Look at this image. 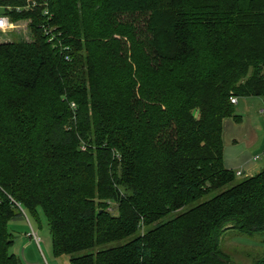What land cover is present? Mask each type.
<instances>
[{
	"label": "trees",
	"instance_id": "obj_1",
	"mask_svg": "<svg viewBox=\"0 0 264 264\" xmlns=\"http://www.w3.org/2000/svg\"><path fill=\"white\" fill-rule=\"evenodd\" d=\"M36 1L2 11L32 40L0 44V264L38 209L70 264H232L226 229L261 235L264 264V169L233 184L222 140L231 96L264 104V0Z\"/></svg>",
	"mask_w": 264,
	"mask_h": 264
},
{
	"label": "rangeland",
	"instance_id": "obj_2",
	"mask_svg": "<svg viewBox=\"0 0 264 264\" xmlns=\"http://www.w3.org/2000/svg\"><path fill=\"white\" fill-rule=\"evenodd\" d=\"M13 10V9H12ZM2 8H0V14L2 13ZM10 12V10H9ZM11 18V17H10ZM12 23L14 24V28L9 32H0V44L4 42H12V41H31L32 35L30 33L29 24L30 19H18L14 20L11 18ZM244 105V99H238V105L235 106L236 114L242 110V106ZM262 106V104L260 105ZM264 109L262 110L263 113ZM244 112V111H243ZM242 117H249L250 124L255 129L256 133L260 138H264V116L257 114V106H253L251 104L246 110V113L243 114ZM264 114V113H263ZM259 123V124H258ZM260 125V126H258ZM257 127V128H255ZM260 127V128H259ZM251 157H259L257 160V164H261L260 170L264 169V148L253 149L250 152ZM260 170L254 173H258ZM249 175L242 174L237 175L235 182L233 184L245 179ZM233 184L226 186L225 188L219 190L223 191ZM219 193L218 191L215 192ZM215 193H211L207 196L200 198L194 202L189 203L188 205L182 207L181 209L171 212L164 217L161 218L158 222H165L180 213H183L190 208L196 206L197 204L206 201L211 198ZM112 203V202H111ZM25 216L14 218L8 223V231L11 233L14 243L10 247L9 251L16 255L21 260V264H70V255L65 254H54L52 251L51 245V235L48 229L47 220L41 210L38 209V219L31 216L29 213L23 211ZM34 229L36 235L40 238V246H37L36 243L31 242L30 239L25 235V233L30 230L31 226ZM155 224L151 225L153 227ZM145 231V227L136 232L134 235L127 237L125 239L110 242L104 244L102 246H98L94 249H89L85 251H81L76 255H81L87 252H94L96 249H106L110 247H115L130 241L139 233H143ZM34 241V240H33ZM220 247L223 252L230 258V262L232 264H252V261L255 257H258L261 253V235L254 234L252 236H247L240 234L236 230H227L223 232L220 236ZM25 251V252H24ZM25 253V254H24Z\"/></svg>",
	"mask_w": 264,
	"mask_h": 264
},
{
	"label": "crops",
	"instance_id": "obj_3",
	"mask_svg": "<svg viewBox=\"0 0 264 264\" xmlns=\"http://www.w3.org/2000/svg\"><path fill=\"white\" fill-rule=\"evenodd\" d=\"M238 99L237 103L234 104L235 106L238 105ZM243 99L244 105L239 113L241 116L240 121H235L231 117L223 120V163L228 169H232L236 172L240 171L241 175L247 173L249 176H252L255 172L260 170L262 165L257 164L259 157H251L250 152H252L253 149L264 148V138L258 136L255 129L250 124L251 121L249 117H242L241 114L243 111V114L246 113L249 106L253 104V106H257V114L264 116L262 113L264 104L262 99L258 97H248ZM261 104L262 106H260ZM30 241L36 243L32 239H30ZM37 246H40V244Z\"/></svg>",
	"mask_w": 264,
	"mask_h": 264
},
{
	"label": "built area",
	"instance_id": "obj_4",
	"mask_svg": "<svg viewBox=\"0 0 264 264\" xmlns=\"http://www.w3.org/2000/svg\"><path fill=\"white\" fill-rule=\"evenodd\" d=\"M39 3L36 0H27L26 4L24 6H16V7H3L0 5V8L2 10H15L17 12H20L21 10L28 9L31 7L38 6ZM45 14H47V10L44 11ZM14 28V24L11 21V18L9 15L4 14L3 12L0 14V32H9ZM53 28L45 27L44 26V33L47 36V42L52 45L54 48H58L60 55L63 56L64 60L66 62H69L71 60V57L69 55L70 48L67 45H64L61 40H59V37L53 32ZM230 102L235 104L237 103V98L235 96L230 97ZM71 107L74 108V103H71ZM264 113V111H263ZM237 175H241L240 171L236 172ZM29 237L34 240L37 245H39L40 238L36 235L34 230H30V232L27 234Z\"/></svg>",
	"mask_w": 264,
	"mask_h": 264
}]
</instances>
